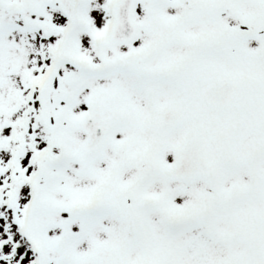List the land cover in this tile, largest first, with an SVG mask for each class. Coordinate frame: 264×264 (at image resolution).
I'll use <instances>...</instances> for the list:
<instances>
[{"label": "snow or ice", "instance_id": "obj_1", "mask_svg": "<svg viewBox=\"0 0 264 264\" xmlns=\"http://www.w3.org/2000/svg\"><path fill=\"white\" fill-rule=\"evenodd\" d=\"M0 264H264V0H0Z\"/></svg>", "mask_w": 264, "mask_h": 264}]
</instances>
